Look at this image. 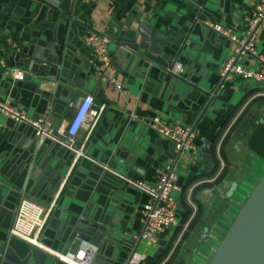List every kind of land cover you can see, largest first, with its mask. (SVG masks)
Masks as SVG:
<instances>
[{"label":"crops","instance_id":"0c3cea01","mask_svg":"<svg viewBox=\"0 0 264 264\" xmlns=\"http://www.w3.org/2000/svg\"><path fill=\"white\" fill-rule=\"evenodd\" d=\"M172 1L0 0V37L5 36L0 41V100L31 119L45 117L53 128L66 125L68 103L89 95L92 109L105 106L90 133L86 127L76 133L74 149L83 157L47 140L36 143L28 126L0 116V241L12 243L3 246L0 264H64L46 249L7 236L20 210L37 221L45 217L40 242L51 252L79 243L64 230L65 220L77 213L95 222L102 235L92 245L93 264H122L133 252L145 195L102 166L150 184L156 169L175 158L169 141L143 123L129 122L130 116L193 127L199 154L195 166H176L178 225L156 245H138L145 254L142 264L208 263L264 174V133L258 130L264 121V86L234 80L218 87L217 73L232 45L201 21L240 35L256 0H185L198 7L190 16L188 5ZM139 24L161 29L172 44L176 38L182 41L167 61V67L179 63L178 77L128 56L120 46V33ZM87 30L107 37L120 92L100 80L81 42ZM254 38L257 51L264 53V27L254 31ZM240 62L252 66L254 61ZM13 70L30 80L13 81L4 74ZM36 250L39 259L32 255Z\"/></svg>","mask_w":264,"mask_h":264},{"label":"built area","instance_id":"2783aa9c","mask_svg":"<svg viewBox=\"0 0 264 264\" xmlns=\"http://www.w3.org/2000/svg\"><path fill=\"white\" fill-rule=\"evenodd\" d=\"M203 26L219 34L232 47L229 49L224 62L218 73V87L234 80L254 83L256 86H264V53L256 49L254 31L264 27V0H256L248 14L243 19V30L240 35L221 31L218 26L201 21ZM82 45L91 53V61L99 70L100 80L111 86L115 92H120L121 84L116 78V71L108 54V39L93 30H87L81 38ZM8 47H15L12 40H6ZM243 59L253 60L252 66H245L240 61ZM165 72L173 77H178L182 70L176 62L172 63ZM13 81H21L23 73L18 70L5 71ZM92 97L87 95L77 103H68L67 109L71 112L70 118L66 119V125L53 128L46 122L45 117L31 119L17 108L11 106L8 101L0 100V116L16 124H25L32 132L36 143L42 140L50 141L58 146L76 153L83 157L81 150L74 149V139L79 129L86 127L90 133L98 122L105 109L99 105L92 109ZM129 122L143 123L147 129L158 137L166 139L171 143L174 163L162 166L155 171L153 183H145L139 180H130L118 176L105 166L102 169L109 174L119 178L123 183L145 195V202L141 205L139 218L141 229L138 235L132 237L136 242L133 252L122 264H142L145 254L137 247L143 243L144 247H152L157 244L159 238L177 227L176 203L173 197L177 191V165L193 167L198 161V149L194 144L197 132L193 127L180 123H169L158 117L138 118L129 117ZM87 123V124H86ZM19 211V210H18ZM45 222V217L37 221L27 214H16L8 231L10 238H16L31 247L41 250L46 249L57 260L64 264H93L96 248L90 244L79 242L75 246L70 245L64 251L51 252L40 242V234Z\"/></svg>","mask_w":264,"mask_h":264},{"label":"water","instance_id":"95a60500","mask_svg":"<svg viewBox=\"0 0 264 264\" xmlns=\"http://www.w3.org/2000/svg\"><path fill=\"white\" fill-rule=\"evenodd\" d=\"M172 2L181 7L188 5V16L195 14V10L192 9L196 7L193 6L195 2L189 3L184 0V5L179 0ZM62 8L64 9V5ZM199 20H202L200 16ZM160 30L155 31L143 24H139L134 31L123 30L119 35L120 46L125 49L128 56L152 64L165 72L172 65L167 67V61L176 54L177 50L179 51L178 46L182 41L176 38L172 44ZM4 39L5 36L0 37V41ZM45 57L46 54L42 52L41 58ZM29 80V76H24L21 81ZM33 82L37 83L34 80ZM261 119L264 120V114L261 115ZM233 187L234 185H231L227 198H230ZM64 230L71 240L90 245L96 244L102 236L97 224L91 220L79 218V213L65 220ZM4 245L11 247L12 243L0 241V261ZM32 255L35 259H39L41 252L36 250ZM207 264H264V174L240 207Z\"/></svg>","mask_w":264,"mask_h":264},{"label":"trees","instance_id":"16d2710c","mask_svg":"<svg viewBox=\"0 0 264 264\" xmlns=\"http://www.w3.org/2000/svg\"><path fill=\"white\" fill-rule=\"evenodd\" d=\"M263 87V86H262ZM264 90V89H261ZM258 130L262 131V133H264V121L262 122V124L258 127ZM264 147V142H262V146L261 148L263 149Z\"/></svg>","mask_w":264,"mask_h":264},{"label":"rangeland","instance_id":"374dc122","mask_svg":"<svg viewBox=\"0 0 264 264\" xmlns=\"http://www.w3.org/2000/svg\"><path fill=\"white\" fill-rule=\"evenodd\" d=\"M262 89H264V88H262ZM257 94H258V93H257ZM260 95H261L262 97H264V91H261ZM139 247H144L143 243H140V244H139ZM146 248H147V247H146Z\"/></svg>","mask_w":264,"mask_h":264}]
</instances>
